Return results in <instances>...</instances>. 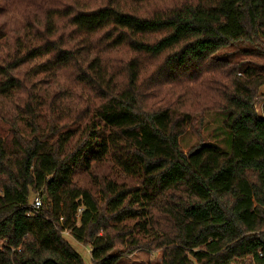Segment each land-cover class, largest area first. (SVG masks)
<instances>
[{
	"label": "trees",
	"instance_id": "trees-1",
	"mask_svg": "<svg viewBox=\"0 0 264 264\" xmlns=\"http://www.w3.org/2000/svg\"><path fill=\"white\" fill-rule=\"evenodd\" d=\"M86 1L0 0L23 20L0 39V264H84L64 231L91 264L125 244L159 249L158 264H264V0ZM210 111L227 150L183 153Z\"/></svg>",
	"mask_w": 264,
	"mask_h": 264
},
{
	"label": "rangeland",
	"instance_id": "rangeland-1",
	"mask_svg": "<svg viewBox=\"0 0 264 264\" xmlns=\"http://www.w3.org/2000/svg\"><path fill=\"white\" fill-rule=\"evenodd\" d=\"M15 1L16 0H4V3L10 6L15 5ZM54 2V7L65 6L69 7L73 11L78 10V7L80 5L78 0H54ZM97 2L98 0H87L86 6L93 7ZM2 3L3 2H1L0 5ZM164 3L165 5H169L170 0H164ZM21 25H23V20L18 11H16V14L0 13V32L2 31L0 39L8 36L12 31L18 32L21 29ZM242 58L244 59V57ZM253 61L259 64L262 63L261 58H253ZM46 83V78H43L40 86L44 88L46 86ZM259 95H261V97H259L255 105V110L259 116L264 117V88L260 90ZM1 109L2 111L11 112L10 105H8L7 101L2 96H0V110ZM197 118L198 120L196 124H194L192 128H187L185 133L179 139V145L182 152L187 153L193 147L197 146L200 142H206L207 144L216 145L221 148V150L226 151L229 145V135H227L228 133L224 132L221 128L222 115L217 111H210L202 114L201 116H197ZM0 137L4 139L11 138V127L1 120ZM96 170L99 174L105 176L106 178H117L114 170L112 168L110 169L108 165H101L100 167H97ZM75 183L77 184V186L88 189L92 193H94V189L90 183L89 178L84 174H78L75 178ZM35 196L36 195L30 196L29 203ZM132 224L133 223H127V227L124 228L123 231L125 233L130 231V229H132ZM62 237L69 244V246L81 256L84 264H91L89 248L87 246L77 243L69 235L68 232L67 234H62ZM135 237L140 241L139 245H143L142 243L148 241V239L146 237H143L142 235H135ZM114 252L120 257L116 264H158L160 258L159 249H150V251H147V249L139 247L132 250L131 247L127 246L126 244L124 246L118 245L115 248ZM232 264H253V262L251 258L246 257L237 259Z\"/></svg>",
	"mask_w": 264,
	"mask_h": 264
},
{
	"label": "built area",
	"instance_id": "built-area-1",
	"mask_svg": "<svg viewBox=\"0 0 264 264\" xmlns=\"http://www.w3.org/2000/svg\"><path fill=\"white\" fill-rule=\"evenodd\" d=\"M40 207H41L40 198L38 196H35L32 199V201L29 203V206H28L30 214L37 213V211L39 210ZM64 233L67 234L66 231L62 232V234H64Z\"/></svg>",
	"mask_w": 264,
	"mask_h": 264
}]
</instances>
